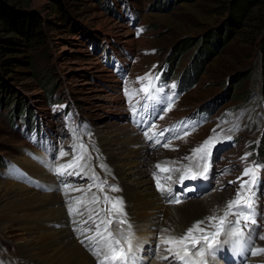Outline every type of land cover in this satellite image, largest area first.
Listing matches in <instances>:
<instances>
[{"label": "rangeland", "instance_id": "374dc122", "mask_svg": "<svg viewBox=\"0 0 264 264\" xmlns=\"http://www.w3.org/2000/svg\"><path fill=\"white\" fill-rule=\"evenodd\" d=\"M8 1L18 9L35 10L42 19V35L23 52L12 54L20 57L0 72L4 82V88L0 89V222L7 221L9 225L6 230L0 227V264L44 261L41 256V260L39 257L34 260L23 254L24 245L31 242L37 245L35 241H40L37 222H28V215L22 214L28 208L22 206L18 195L33 190L40 195H51L52 200L55 196L53 202H60L58 193L63 196L64 189L72 186L69 183L76 184L75 188L80 183L69 178L58 179L53 169L59 158H71L76 152L83 157L79 167L94 178L95 186L100 178L110 184L107 178L112 176L103 160L107 154H103L98 133L118 140L122 132H127L123 135L126 137L131 131L156 156L150 166L146 165L150 162L149 153L131 160L143 161V166L149 167L153 188L156 185L153 173H157L161 183L171 187V193L184 199L181 203L187 199L202 202L227 191H232L233 198L241 180L249 179L241 175L243 169L258 166L252 191L256 225H260L252 228L250 243L242 255L238 254V260L239 264H264V253L253 256L249 251V248H264V240L260 239L264 235V139L258 148L262 158L254 159L253 155L254 144L264 127V7L259 4L242 14L236 0H62L63 12H59L51 0ZM126 38L132 40L131 45L123 43ZM154 74L156 81L158 77V82L163 81L160 86L163 90L154 80ZM166 82L170 83L164 90ZM145 86L153 99H146L140 91ZM24 102L27 109L20 105ZM116 127L119 134L115 136L112 133ZM145 132L152 139L146 138ZM229 136L232 139H227ZM209 137H217V142L210 149L207 186L198 189L196 182L202 178L181 182L180 175L184 165L195 169L197 163L205 162L200 155L193 156V149ZM165 143L170 147H163ZM125 148L123 145L122 150ZM61 152L66 155L61 156ZM245 154L248 155L242 160ZM162 162H169V167L180 171L160 172L155 166ZM206 162L209 163V156ZM33 168L44 170L47 177L43 180L46 178L49 184L34 177L30 172ZM77 169L79 175L81 169ZM65 173H70L69 168ZM95 186V197L100 198L101 192ZM45 187L50 192L43 193ZM106 193L115 197L110 190ZM102 195L104 199L105 194ZM78 196L74 201L67 197L57 206L65 204L63 208L67 211L80 200L76 199ZM85 202L80 204L73 220L69 217L67 224L71 232L90 229L91 219L84 223L81 218L80 207ZM226 204L220 213L213 215H223ZM89 209L102 210L100 222L111 218L113 222L108 228L114 232L125 227L119 223V215L113 213L110 217L103 204ZM213 215L200 219L205 225L201 227L207 231H215L207 222V217ZM31 224L34 227H29ZM228 227L225 225V233ZM225 233L218 239H227ZM149 236L150 252L156 251L158 255L156 245L161 235L156 231ZM125 237L127 234L121 239ZM222 247L224 250L219 248L210 255L214 259L205 257L207 264H238L236 259L224 258L226 245ZM192 252L191 259L203 263L204 258L196 257L195 250ZM147 254H143V264L176 263Z\"/></svg>", "mask_w": 264, "mask_h": 264}, {"label": "bare ground", "instance_id": "6f19581e", "mask_svg": "<svg viewBox=\"0 0 264 264\" xmlns=\"http://www.w3.org/2000/svg\"><path fill=\"white\" fill-rule=\"evenodd\" d=\"M122 41L123 43H126L128 45H131L130 43L132 42L130 38L123 39ZM116 129L119 128L116 127L115 131L112 134L114 135L119 134V132H116ZM126 133L127 132H122L120 137L123 138L119 137L118 140L112 137L104 138L103 133H98L100 136L98 137L101 139L100 142L102 143V151L104 152L103 154L104 156L105 154H107V158L103 157V160L108 167L106 168V170L108 169L109 174L112 176L107 178L110 181V184L108 182L104 184L103 191L100 190L98 185H100L101 182H103L104 180L102 178L98 179L99 184L95 186L94 178H92L90 175H87L88 172L85 173L83 169L79 167L81 164L80 163L81 159H79L81 157L80 156L81 154L79 155V152H76L75 155L71 158L70 157L67 158L66 156L63 158H59V161L56 164L57 166L63 163H64L63 165L65 164L68 165L69 163H72L76 165L74 166V168L76 169H72L73 167L69 168L70 173L64 172L63 175H57V178L58 179L62 178V180L68 178L69 180H76L77 183L81 184V185L79 184L81 188L80 187L75 188L73 186H75L76 184L68 182L72 186L70 189H66V188L64 189L63 192H65V194L62 192L64 194L63 196L59 195L57 189L56 192L58 193V196L61 197L60 198L61 200L59 199L60 202L56 200L53 202L55 196L53 197L54 199L52 200L51 195H46L47 193L45 195L44 194L40 195L33 190H26L25 191L26 193L21 195L17 194L22 201V206L25 204V208H28L27 209L28 211H24L22 214L26 216L28 215L27 216L28 222L29 220L36 221L37 225L39 226V227L36 226V229L39 230L38 233L39 235L37 236L39 237L40 242L35 241L37 242V245L34 244V242L24 245L23 254L25 256H27L28 258L31 257L34 260H37L38 257L41 260L42 257L44 259V261L41 260L42 264H97L95 258L83 248L81 242L86 237L94 236L96 231L95 225L97 224L101 225V222L99 220L100 219L99 215L95 216L94 214H92V216H90V213L88 211L89 206L91 208H99L101 207V204H103L106 210L109 209L111 206L109 203L104 202L102 193L109 196V194H107L108 192L106 193V191L109 190L111 191L112 186H115L116 188L119 189L117 193L114 192V194H112L113 191H111L110 194L114 195L115 197L122 198L124 202V211L126 212L127 223L125 224V227L119 228L115 232L111 229H109V231L112 232L114 239L119 240L120 243H121V238L124 237V234H127V238L131 239L132 241L133 248L135 250L134 257L137 258V261L140 259V257L141 258L143 257V255L141 256V252L149 253L151 249L152 241H150L151 240L150 236L148 237L149 233L153 234L154 232L157 231L159 232L160 235H166V236L170 235V236L179 237L183 235L188 228L192 227V225L195 224V222L200 221V219H203L205 216L220 213L221 208L232 198V194H231L232 191H227L228 194L226 192L222 194L216 193L215 198H209L208 200H203L202 202L187 199L185 202L180 203L179 205L168 204V200L165 197V193L160 194L154 190L152 185L153 182H151L149 178L150 175L148 177L149 167L146 168L145 166H143V164H145L143 161L135 162L131 160V158L144 157L149 153L150 162L146 163V165L150 166L152 159L156 157L154 156V152L150 153L151 152L150 149L145 143H143L140 140L136 132L131 131L130 133H128V135H126V137L123 136ZM123 145L127 146V149L125 148V150H122ZM124 152L126 154L122 155V153ZM171 159L175 160L174 157H171ZM98 160L101 161V158H99ZM182 160L184 161L183 157H181V161ZM104 162L102 167H104ZM86 165L88 166L90 164L87 163ZM92 166L95 167V162L92 163ZM77 168L81 169L79 175L76 173V170L78 171ZM65 169L68 168L66 167ZM30 172L39 181L42 180V183L45 182L46 184L47 183L49 184V182H47L48 180L45 181L46 178L43 180L44 177H47V173L44 170L40 168H33V170ZM82 172H84L85 174ZM92 182L93 185L91 184ZM117 183H118L117 186L114 185ZM11 185L15 188L22 189V187H18L13 183H11ZM94 186L98 188L101 192L100 199L98 202L101 203L100 205L98 203H92L94 196H96L94 194V188H93ZM77 189L79 191H77ZM45 190L46 191H43V193L50 192L49 190L47 191L46 187ZM54 191L55 190H53V192ZM171 195L172 194H170L169 197ZM75 196H78L76 199L82 200L83 203L84 201H86L85 204L81 205L80 210L83 213V217L81 218H83L85 221H88L91 217V221L89 223L91 224V226L88 231L80 230V232H71L68 227L67 222L70 221V218L72 220L74 219L73 217H75L76 213L78 212L80 204L77 205V203L74 202L72 205H70L74 209H76L73 211L71 215L69 214V208L67 207L68 210L66 211L65 208H63L65 204H63V206L61 205L65 198L68 197L70 201H74ZM258 202L259 200H257V203ZM59 203L61 205L57 206ZM21 210H23V208ZM14 222H16V220H14ZM85 225L86 224H84V226ZM129 225H131V228H129ZM202 225L205 226L204 224ZM256 226L257 225H254L252 228ZM0 227L1 229L6 230L9 227V225L7 221L0 222ZM29 227H34V226L31 224V226ZM140 227H142L143 230H141ZM103 229L104 228H102L101 225L100 230L103 231ZM164 229H167L168 231L162 232V230ZM140 230L141 233H139ZM120 235H122V237H120ZM145 249H147V251ZM220 249L224 250L223 247ZM225 249L226 251H223L225 256L224 258L227 260L228 258L234 260L236 259V261H238L239 264L238 254L242 255V253L245 252L244 249L239 252L237 251L232 252V248L230 245H226ZM166 255H168L167 252L160 250L157 257H163ZM255 259L260 260V257H257ZM262 259H264V257ZM194 260L197 261L196 258ZM167 262L165 264H168ZM151 264H164V263H162V261H157L156 263L152 261Z\"/></svg>", "mask_w": 264, "mask_h": 264}, {"label": "snow or ice", "instance_id": "6c2138e0", "mask_svg": "<svg viewBox=\"0 0 264 264\" xmlns=\"http://www.w3.org/2000/svg\"><path fill=\"white\" fill-rule=\"evenodd\" d=\"M143 79V78H139ZM141 92L145 94L146 99H153V97L149 94V88L147 86L142 87L140 89ZM127 94V92H126ZM171 105H169V108ZM133 112H136V108L133 107ZM168 109H165L167 111ZM155 125H153V128ZM151 131V129L149 130ZM215 131V130H214ZM161 135L163 133H160ZM184 135H188L187 132ZM145 136L148 139H152L149 136L148 132H145ZM219 136V133H217ZM227 139H232V137H227ZM217 142V137H209L206 139L200 146L193 149V156L200 155V159L205 162L201 165L197 163L195 165V169L191 165H184L183 171L180 175V181L182 182L185 179L196 180L198 178H207V173L209 171V163H207V157L210 156V149L215 146ZM156 143H160L158 140ZM163 147L168 148L170 144L165 143ZM66 155V153L61 152V156ZM248 154H245V157H241V159H246ZM79 159H83L80 157ZM185 159H192L191 157H185ZM174 163V162H173ZM76 165L69 163L68 165H59L56 166L53 171L57 175H63L65 172V168H72ZM160 172H172V171H180L179 169H173L169 167V162L158 163L155 166ZM202 168V170H200ZM257 168L258 166L246 167L243 169L242 176L249 177L248 180H241L239 188L236 190L235 196L230 199L225 207L223 215L220 216H209L207 220L211 223L212 227L215 231H207L205 228L201 227L204 224V221H197L193 224L192 227L188 228L185 233L179 237L170 236V235H161L159 243L156 245V249L158 251L162 250L167 252L168 255L163 257H158L163 260H174L177 264H201V261L192 260L191 256L193 254L192 250H195L194 255L203 259L208 255H213L219 248L224 245H230L234 251H241L245 247H247L250 243L252 227L256 225L257 221L255 218V200H254V192L252 191V186L256 183L257 179ZM153 178L156 182L157 191L162 194L167 192L171 193V187L165 186V184L161 183V178L157 175V173H153ZM167 179H171V176H168ZM240 180V177L237 178ZM107 182H102L98 187L101 191H103L104 184ZM229 183H235L234 181H230ZM67 187V185H65ZM79 191V190H77ZM111 191L116 192L119 191L115 186L111 187ZM99 197H95L92 200V203H98ZM104 200L110 204V208L107 209L109 216L112 217L113 213L118 214L120 219L119 223L126 224L127 220L125 219L126 213L124 211V202L120 197H109L107 195L104 196ZM169 203L171 204H180L182 201L179 197L169 199ZM77 205L83 203L82 200L76 201ZM76 210L72 206L69 207V214L71 215L73 211ZM95 216L99 215V211L102 210H90ZM229 216H234V220H229ZM91 219V217H90ZM113 222L111 218L107 220H102L101 224L104 225L103 231H101V225H95V234L94 236L86 237L88 240H96V244L98 247H93L91 250L94 255L100 256L101 251L104 252L103 258L98 259L97 264H134V253L135 250L133 248V244L131 239L125 237V243H127V250L123 247H119L120 241L115 240L111 231H109L108 226ZM215 222V223H213ZM87 223V221H84ZM225 225H229L227 231L225 233ZM131 228V225H129ZM247 230V231H246ZM88 231V229H85ZM167 229L162 230V232H167ZM225 233L227 239L220 240L218 237ZM199 234V235H197ZM260 239L264 240V235L260 236ZM203 245V246H202ZM251 254L256 256L258 254L264 253V248H249ZM206 264V261H204Z\"/></svg>", "mask_w": 264, "mask_h": 264}, {"label": "trees", "instance_id": "16d2710c", "mask_svg": "<svg viewBox=\"0 0 264 264\" xmlns=\"http://www.w3.org/2000/svg\"><path fill=\"white\" fill-rule=\"evenodd\" d=\"M51 1L55 3L59 12H63L64 4H62V0ZM259 4L264 7V0H236L235 5L240 9L242 14H245L247 8H252L258 6ZM41 26L42 19L35 10L28 11L18 9L8 0H0V72L6 69L8 64H11V62L16 61V59L20 57L12 54L21 53L25 48H28L32 44L38 42V39L42 35ZM52 75L53 72L51 70L49 76L52 77ZM263 80L264 79L262 77V81ZM2 88H4V82L1 80L0 74V89ZM261 89H263L262 85L260 87V90ZM16 104L18 105V102ZM20 105L24 109H27V102ZM263 139L264 129L262 131V140ZM259 152L260 154L262 153V151Z\"/></svg>", "mask_w": 264, "mask_h": 264}]
</instances>
